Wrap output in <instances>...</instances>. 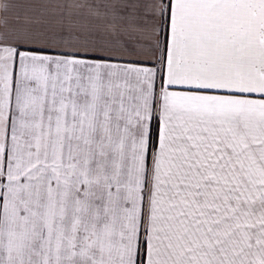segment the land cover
<instances>
[{
  "label": "snow or ice",
  "instance_id": "obj_1",
  "mask_svg": "<svg viewBox=\"0 0 264 264\" xmlns=\"http://www.w3.org/2000/svg\"><path fill=\"white\" fill-rule=\"evenodd\" d=\"M0 264H264V0H0Z\"/></svg>",
  "mask_w": 264,
  "mask_h": 264
}]
</instances>
